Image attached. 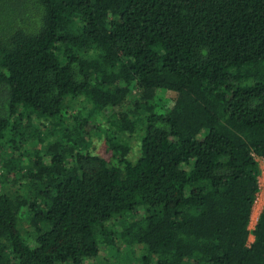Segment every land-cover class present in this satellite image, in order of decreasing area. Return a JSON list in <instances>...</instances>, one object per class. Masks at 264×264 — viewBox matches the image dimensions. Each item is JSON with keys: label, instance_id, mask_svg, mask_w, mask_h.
Returning a JSON list of instances; mask_svg holds the SVG:
<instances>
[{"label": "trees", "instance_id": "trees-1", "mask_svg": "<svg viewBox=\"0 0 264 264\" xmlns=\"http://www.w3.org/2000/svg\"><path fill=\"white\" fill-rule=\"evenodd\" d=\"M258 158L264 0H0V264H264Z\"/></svg>", "mask_w": 264, "mask_h": 264}, {"label": "rangeland", "instance_id": "rangeland-1", "mask_svg": "<svg viewBox=\"0 0 264 264\" xmlns=\"http://www.w3.org/2000/svg\"><path fill=\"white\" fill-rule=\"evenodd\" d=\"M90 150L92 152L100 155V156L108 157V155H109L108 151L106 150L104 139L102 138V136L96 135V133L94 134L93 138L91 139ZM258 161L260 163L261 169L264 170L263 160L261 158H258ZM259 181L261 183V189H262L260 198L263 199V204H262L261 208L257 210V212H256L257 215L256 214H255V216L252 215V221H250V226H249L250 229H252L254 227L256 220L258 218V214L260 213L262 207L264 206V174L263 173L261 174ZM258 200H260V199H258ZM254 211H255V208H254ZM141 213H142L141 210H139L137 212L138 215H141ZM113 222L115 223V221H113ZM116 223H119V222H116ZM252 239H253V236L250 235L248 242L250 243L252 241ZM116 246L120 247V243L117 242ZM122 254H123L122 251L121 252L119 251L117 253L116 250H113L110 247L103 245L101 254L98 257H96L95 259L87 260L85 262V264H115L116 262H118V263L124 262L123 264H129L128 262H125V260H123L124 255H122Z\"/></svg>", "mask_w": 264, "mask_h": 264}, {"label": "bare ground", "instance_id": "bare-ground-1", "mask_svg": "<svg viewBox=\"0 0 264 264\" xmlns=\"http://www.w3.org/2000/svg\"><path fill=\"white\" fill-rule=\"evenodd\" d=\"M260 200L257 201L256 203V208H255V211L253 213V215L255 216V214L257 215V210L261 208L262 204H263V199L262 198H259Z\"/></svg>", "mask_w": 264, "mask_h": 264}, {"label": "built area", "instance_id": "built-area-1", "mask_svg": "<svg viewBox=\"0 0 264 264\" xmlns=\"http://www.w3.org/2000/svg\"><path fill=\"white\" fill-rule=\"evenodd\" d=\"M263 164H264V161H263ZM262 173L264 174V170H262ZM261 192H262V189H261V183H260V181H259V192L257 193L255 203H256L257 200L260 198ZM254 205H255V204H254Z\"/></svg>", "mask_w": 264, "mask_h": 264}, {"label": "crops", "instance_id": "crops-1", "mask_svg": "<svg viewBox=\"0 0 264 264\" xmlns=\"http://www.w3.org/2000/svg\"><path fill=\"white\" fill-rule=\"evenodd\" d=\"M254 208H256V204H255V207ZM254 208H253V210H254ZM254 212V211H253Z\"/></svg>", "mask_w": 264, "mask_h": 264}]
</instances>
